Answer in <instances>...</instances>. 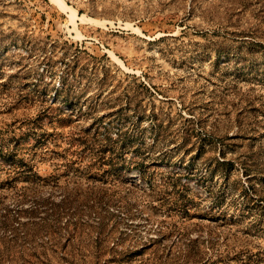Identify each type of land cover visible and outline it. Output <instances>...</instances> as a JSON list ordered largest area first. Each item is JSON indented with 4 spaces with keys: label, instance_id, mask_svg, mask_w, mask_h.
Here are the masks:
<instances>
[{
    "label": "rangeland",
    "instance_id": "rangeland-1",
    "mask_svg": "<svg viewBox=\"0 0 264 264\" xmlns=\"http://www.w3.org/2000/svg\"><path fill=\"white\" fill-rule=\"evenodd\" d=\"M0 264H264V0H0Z\"/></svg>",
    "mask_w": 264,
    "mask_h": 264
},
{
    "label": "bare ground",
    "instance_id": "bare-ground-1",
    "mask_svg": "<svg viewBox=\"0 0 264 264\" xmlns=\"http://www.w3.org/2000/svg\"><path fill=\"white\" fill-rule=\"evenodd\" d=\"M65 7H67V6H65ZM69 15H70V17H71L72 19L79 17V16L77 15L75 9H71ZM81 19H82V18H81Z\"/></svg>",
    "mask_w": 264,
    "mask_h": 264
}]
</instances>
